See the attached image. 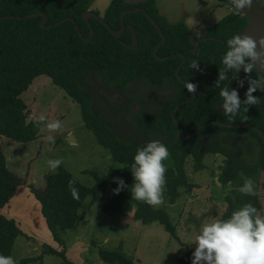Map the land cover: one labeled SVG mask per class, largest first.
Here are the masks:
<instances>
[{"label":"trees","instance_id":"obj_1","mask_svg":"<svg viewBox=\"0 0 264 264\" xmlns=\"http://www.w3.org/2000/svg\"><path fill=\"white\" fill-rule=\"evenodd\" d=\"M94 0H65L63 7L57 0H2L0 2V254L12 255L17 238L22 234L14 218H9L3 209L16 195L17 189L23 183L8 170L7 161L2 154L1 142L7 137L20 143H28L37 139L41 124L29 122L26 117L27 106L22 95L28 91L35 79L46 76L56 87L77 103L81 109L82 118L87 128L97 137L101 145L108 149L112 157V166L106 177H101L97 171H86L93 178V182L83 184L65 169L51 174L46 179L43 191L32 189L35 199L39 203L40 211L45 219L52 237L61 241V235L75 230L79 221L80 210L88 197L94 200L98 193L111 194L109 201L101 207L104 215L118 212L122 209L126 199L136 203L134 220L143 225L158 223L165 231L180 241L177 227L165 210L153 208L147 203L132 199L130 188L134 183L131 165L138 147L147 141L124 139L117 136L106 123L102 122L93 109L89 93L85 90L84 82L91 80V73L105 79L106 83L126 85L139 77L150 79V64L153 61V46L149 43L152 23L143 13L126 15L124 23L131 24L139 31L138 49L130 50L116 38L108 28L97 20L92 19L94 36L85 42L77 32L79 27L81 35L88 38L89 28L82 19V13L87 11ZM228 6L226 0H219ZM147 8L148 14L158 18L155 0L141 4ZM123 0H113L110 4L105 21L113 30L120 28L122 12L134 8ZM71 9L74 14L68 13ZM42 12L48 15L46 23L49 29H43L42 17L32 19H16ZM15 17V18H5ZM72 17L74 20L62 22L64 18ZM160 18H163L162 16ZM159 19V18H158ZM61 22V23H60ZM60 23L56 26V24ZM248 21L243 15H228L223 18L218 29L222 38L227 41L235 35L237 28H244ZM128 33L130 30L127 28ZM125 42H130L122 37ZM167 48V45H166ZM225 51V50H224ZM223 51V54H224ZM227 51H225L226 53ZM143 134L151 130L154 134L169 135L170 129L166 125H155L151 121L137 125ZM194 129L188 131L191 132ZM163 143L171 153L167 165L166 186L164 195L169 204L174 205L182 196L181 190L191 194L197 188L190 182L186 172V161L192 158L194 171L205 170V156L210 152H218L211 144L201 148L196 140L180 142L167 140ZM225 156L221 167L219 181L228 185L240 173L253 179V172L236 156L222 153ZM121 178L128 186L117 195L114 189L118 187L115 178ZM69 180H74V187L78 189V198H74L69 188ZM227 209L221 218L227 219L232 212L246 203H252L259 213L264 216V197L260 194L244 195L238 189L231 190L226 196ZM92 240V244H95ZM45 245V244H44ZM195 247L189 249L181 258L183 264H190L187 257ZM47 253L62 258L63 264H80L67 256L66 252L48 246ZM99 259L103 264H137L136 261L121 250L99 249ZM41 257L25 258L16 264H29L41 262Z\"/></svg>","mask_w":264,"mask_h":264},{"label":"rangeland","instance_id":"obj_2","mask_svg":"<svg viewBox=\"0 0 264 264\" xmlns=\"http://www.w3.org/2000/svg\"><path fill=\"white\" fill-rule=\"evenodd\" d=\"M256 1L264 10V0ZM110 2L94 0L91 7L103 14ZM155 4L158 12L170 22L184 20L190 28L201 26L206 29L230 13L229 5L219 0H155ZM21 98L27 111H31L27 118L29 122H37L43 115L48 120L62 121L63 128L59 132H49L45 124H41L37 139L28 143L2 138L1 150L8 170L23 183L9 206L6 205L2 211L7 217H14L23 234L13 247L11 256L16 262L41 257L44 264H63L61 257L47 253L48 246H51L59 252H66L68 257L80 264H103L98 254L101 247L121 250L137 264H183L180 260L195 247L193 241L202 223L211 217H222L227 209L226 196L231 190H239L247 177L240 172L224 186L219 181L224 165L222 156H207L204 160L206 168L201 172L194 171L191 157L187 159L186 172L197 188L191 194L181 190L182 196L174 205L169 204L164 195V203L156 207L169 214L185 246L171 238L162 225H143L135 221L133 216L137 205L130 199H126L120 211L104 215L100 209L110 200L111 194L103 192L98 193L94 200L91 196L87 198L80 210L76 229L62 234L61 241H56L31 190L43 191L47 177L60 169L67 170L83 184L92 183L93 178L86 171H97L101 177H106L113 164L112 157L86 127L79 105L53 85L49 77L35 79ZM125 132L123 130L122 133ZM48 136L54 138V143L48 141ZM70 136L75 142L67 140ZM49 159H62L63 163L52 172L46 164ZM258 178L257 174L253 176L254 194L264 197V187ZM93 239L95 244H92ZM187 261L191 264L192 254Z\"/></svg>","mask_w":264,"mask_h":264},{"label":"flooded vegetation","instance_id":"obj_3","mask_svg":"<svg viewBox=\"0 0 264 264\" xmlns=\"http://www.w3.org/2000/svg\"><path fill=\"white\" fill-rule=\"evenodd\" d=\"M57 1L66 7L65 0H63L64 3ZM112 2L113 0L110 4ZM109 6L103 14L92 7L82 13V19L89 28L88 38L91 32L94 36L92 19L105 27L106 25L110 27L105 21ZM228 8L230 10L228 15H243L231 6ZM137 9L142 11L129 12ZM66 10L74 14L71 9ZM124 12H127L126 15L143 13L146 17L148 14L147 8L143 5H135L134 8L124 10L122 14ZM96 16L101 20H98ZM156 16L159 19L150 15V18L147 17L150 22L152 19L156 23L151 22L153 28L150 31L149 43L153 46V61L151 60L150 64L149 81L145 77H139L130 84L108 85L104 78L91 73V80L84 82L83 85L89 93L93 109L102 122L110 126L117 136L124 139L133 138L136 141L140 139L147 142L152 139H159L162 142L169 139L180 142L195 139L201 148L212 144L218 152H210L205 157L222 156L225 159L222 155L225 152L236 156L254 175L259 176L258 180L264 187V92L257 90L254 93L261 102L249 106L247 112L242 105L235 117L229 118L224 115L219 89L214 86L219 71L224 67L222 58L227 51L226 40L222 38L221 31L218 29L221 20L203 29L201 26L190 28L184 20L170 22L159 12ZM161 16L163 18H160ZM65 19L74 20L72 17ZM120 24V28L115 31L122 29L121 20ZM245 27L237 28L235 34H242ZM127 28L130 30L129 33ZM138 33L134 26L124 23L122 34L116 38L130 50H137ZM134 34L137 39L136 48H134L136 46ZM122 37L131 43L125 42ZM88 38L82 39L85 41ZM193 60L199 63L202 71L190 67ZM251 75L257 77L264 74L254 68ZM228 76L229 79L223 81L221 86L238 88L243 100L248 87L245 73L233 71L228 73ZM238 80H245L244 87H239ZM186 82L197 85L198 90L195 95L188 92L185 87ZM108 91L112 93V96L108 94ZM147 121L155 125L165 124L167 129H170V134L163 135L160 131L154 134L151 130L147 135L143 134L137 125ZM196 125L198 127L188 133ZM123 130L126 131L124 134Z\"/></svg>","mask_w":264,"mask_h":264},{"label":"clouds","instance_id":"obj_4","mask_svg":"<svg viewBox=\"0 0 264 264\" xmlns=\"http://www.w3.org/2000/svg\"><path fill=\"white\" fill-rule=\"evenodd\" d=\"M231 3L235 9L243 10L251 7L252 0H231ZM226 46L227 52L222 58L224 67L219 71L214 86L219 89L224 115L232 118L239 113L242 105L247 112L249 106L261 102L254 93L257 90L264 92V75L253 77L251 74L258 64L264 63L262 59L264 53L258 51L257 41L246 33L233 35L227 39ZM259 47H264V40L259 41ZM190 67L202 71L195 60L191 62ZM233 71L245 73L248 87L243 100L238 88L221 86L223 81L229 79L228 73ZM244 84L245 80H238L240 88L244 87ZM185 87L193 95L198 90L197 85L192 82H186ZM37 123L45 124L49 132H59L63 128L62 121L48 120L43 115L38 118ZM43 130L42 128L41 131ZM47 139L54 143L52 136H48ZM170 155L168 147L159 139H152L137 148L131 165V173L134 177V183L130 188L132 199L147 203L153 208L164 203V189L167 183V165L164 161L168 160ZM62 163V159L46 161L52 172H55ZM115 182L118 187L113 191L117 195L128 187L119 177L115 178ZM74 184V180H69L72 195L78 198V189ZM239 191L244 195L254 194L255 181L250 177L244 178ZM193 244L195 249L191 264H264V216L252 203H246L233 211L227 219L208 218L202 223ZM0 264H16V260L11 255L0 254Z\"/></svg>","mask_w":264,"mask_h":264},{"label":"water","instance_id":"obj_5","mask_svg":"<svg viewBox=\"0 0 264 264\" xmlns=\"http://www.w3.org/2000/svg\"><path fill=\"white\" fill-rule=\"evenodd\" d=\"M1 1L2 0H0V2ZM60 1L62 3H64L63 0H60ZM123 1L126 4H128V5H141V4L148 3L150 0H123ZM226 1H227L229 6L234 8V6L231 3V0H226ZM235 10L238 13L245 15V17H246V19L248 21V24L245 27V30L242 32V34L246 33V34L252 36L258 43V51H260L261 53H264V47H259V41L264 40V10L261 9L259 3L256 0H252L251 7H247L245 9H243V10H237V9H235ZM139 11H142V10L141 9H137L135 11H129V12H139ZM126 14H127V12H124L122 14V16H121L122 29L120 31H115V30L111 29L108 25H106V27L112 32V34L115 37H119L122 34V31L124 29L123 19H124ZM146 15H147V17H149L148 14H146ZM38 17H42L43 18V20L41 22V26H42L43 29L51 28V27H47L46 26V23H47V20H48V15L44 14L42 12H39V13H36V14H32V15H28V16H25V17H17L16 19H32V18H38ZM5 18H15V17H5ZM96 18L98 20H101L97 16H96ZM2 19H4V17L0 18V20H2ZM86 19H87V17H86ZM66 20L67 19L63 20L62 22H65ZM68 20H70V19H68ZM150 20H151V22L153 24H156L154 20H152V19H150ZM60 23L56 24V26L59 25ZM76 29H77V32L80 35V37L83 38L82 35H81V31H80V29L77 26H76ZM133 30L134 29L132 28V31ZM92 36H93V32H91L90 37L88 39H85V41L89 42L90 39L92 38ZM134 39H135V43H136V46L134 48H136L137 47V39L135 37V34H134ZM262 59H264V56H262ZM256 69L264 74V63L258 64ZM108 94L110 96H112V93L109 92V91H108ZM30 114H31V111H27L26 112V117L28 118L30 116ZM67 140H69L70 142H75L74 139H73V136H70ZM42 243L43 242H40V244H42Z\"/></svg>","mask_w":264,"mask_h":264},{"label":"crops","instance_id":"obj_6","mask_svg":"<svg viewBox=\"0 0 264 264\" xmlns=\"http://www.w3.org/2000/svg\"><path fill=\"white\" fill-rule=\"evenodd\" d=\"M9 206V204L7 205V207ZM4 213V212H3ZM14 218V217H13Z\"/></svg>","mask_w":264,"mask_h":264}]
</instances>
